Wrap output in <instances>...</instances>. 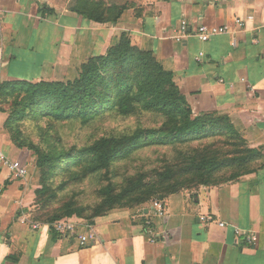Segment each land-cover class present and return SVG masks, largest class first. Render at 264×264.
Masks as SVG:
<instances>
[{
	"label": "crops",
	"instance_id": "0c3cea01",
	"mask_svg": "<svg viewBox=\"0 0 264 264\" xmlns=\"http://www.w3.org/2000/svg\"><path fill=\"white\" fill-rule=\"evenodd\" d=\"M128 1L115 22L96 23L75 13L77 0H0V86L73 82L124 35L172 75L194 116L226 117L260 151L262 164L236 181L170 195L160 217L149 204L111 210L88 223L96 240L81 247L85 224L65 235L48 224L34 227V159L10 143L0 110V152L27 170L24 179L10 180L0 168V264H264V0ZM248 16L253 21L234 35L206 43L193 35L199 22L232 26ZM181 20L189 32L176 42Z\"/></svg>",
	"mask_w": 264,
	"mask_h": 264
},
{
	"label": "rangeland",
	"instance_id": "374dc122",
	"mask_svg": "<svg viewBox=\"0 0 264 264\" xmlns=\"http://www.w3.org/2000/svg\"><path fill=\"white\" fill-rule=\"evenodd\" d=\"M101 1L105 7H122L130 3L125 0L122 5H109L105 0ZM23 98V93H11L9 90L7 93L1 92L0 110L7 114L4 130L10 143L18 150L28 152L34 159L32 176L37 181V185L32 207L29 210L31 218L41 217L47 220L53 215H58L59 219L87 220L98 211L107 186L114 187L113 194H117L126 189L130 183H140L150 192L146 200L149 203L168 197L166 190L170 188H175V193H178L219 186L249 175L250 172L252 174L262 164L260 158L246 167L247 169L240 168L242 171L235 173L236 168H239L236 160L240 157L236 153L242 152L244 148H251L243 140L235 138L230 140L228 135L217 133L210 137L190 139L182 143L175 142L166 146H146L124 159L115 160L108 170L90 172L92 156H87L86 151L98 140L129 138L143 130L166 133L173 127L185 124L186 112L184 116L174 110L167 113L168 107L145 110L137 106L127 116L113 110L82 125L79 120L57 122L43 115V111L37 106L26 107L28 102ZM186 105L189 108V118H194L190 107ZM69 153L81 155L78 159L79 164L75 165V162L69 159L60 164L51 163L44 169L37 166L38 154L67 156ZM214 156L219 157V162L226 160L232 165L220 169L210 180L204 179L203 181L208 183L204 185L200 183L202 181L195 179L191 168L194 167L195 162H198L207 171L212 165L204 164L201 160ZM87 170L89 173H86ZM43 188L46 195H38L37 193ZM44 201H48L47 206L42 205ZM137 206V202L132 199L115 208L134 209ZM46 213L48 216L43 218L42 215ZM61 213L64 215H60Z\"/></svg>",
	"mask_w": 264,
	"mask_h": 264
},
{
	"label": "trees",
	"instance_id": "16d2710c",
	"mask_svg": "<svg viewBox=\"0 0 264 264\" xmlns=\"http://www.w3.org/2000/svg\"><path fill=\"white\" fill-rule=\"evenodd\" d=\"M125 9L126 5L105 7L101 0H77V5L74 8L75 13L96 23L115 22ZM7 90L11 93H23V99L28 102L26 107L37 106L43 111V115L57 122L79 120L82 125H86L113 110H117L120 115L127 116L137 106H141L145 110H152L155 107L158 109L168 107L167 113L174 110L184 116L186 112L185 124L173 127L166 133L143 130L134 133L129 138H102L98 140L86 151L87 156H92L90 172L108 170L115 160L124 159L146 146H166L175 142L182 143L190 139L210 137L217 133L228 135L230 140L235 138L247 143L226 117L202 115L190 119L189 108L186 107L187 103L173 82L172 75L156 62L151 53L132 46L124 35L106 55L90 58L81 67L78 78L73 82L14 83L0 86V93H7ZM181 107L185 108L182 109ZM240 152L236 153L240 157L236 160L239 168H236L235 173L242 171L240 168H246L254 161L262 159L260 151L255 149L244 148L241 154ZM80 158L79 153L76 155L69 153L67 156H63V154L57 156L38 154L37 166L44 169L51 163L60 164L69 159L77 165ZM201 161L204 164L210 163L211 168L206 171L201 164L195 162L194 169L191 168V173L195 175L196 180L202 181L200 183L204 185L208 184L203 181L204 179L210 180L220 169L232 165L226 160L219 162L217 156ZM86 173H89V170ZM104 191V199L93 216L87 220L64 219H76L91 223L93 219L105 215L111 210L119 209L115 207L128 203V200L136 201L137 207L148 204L146 200L150 196L149 190L142 187L140 183H130L126 189L117 194H113L114 187L112 186H107ZM175 191V188L166 190L167 196L176 194ZM37 194L46 195L45 189L43 188ZM166 198L164 197L160 201L164 202ZM47 204L48 201L42 203L44 206ZM60 215H64V213ZM47 216V213L42 215L43 218ZM32 220L50 225L61 219L58 218V215H53L47 220L41 217H32Z\"/></svg>",
	"mask_w": 264,
	"mask_h": 264
},
{
	"label": "built area",
	"instance_id": "2783aa9c",
	"mask_svg": "<svg viewBox=\"0 0 264 264\" xmlns=\"http://www.w3.org/2000/svg\"><path fill=\"white\" fill-rule=\"evenodd\" d=\"M201 18H199L198 21H200ZM253 21L252 16H248L245 20L241 18H234L232 20V26L224 25V26H207L203 24L202 22H199L197 27L193 31L194 37L198 39L201 43H206L212 38L220 35H234L237 30H241L245 27V24L247 22ZM188 23L185 20H181L179 22L177 30L174 32L172 38L176 42H180L188 35ZM231 46L234 48L236 47V42L233 40L231 43ZM203 54H198V58H202ZM222 81H220L221 83ZM242 83H245V80L241 79ZM247 92L250 95H253L254 88L251 86L247 87ZM264 94V91H263ZM0 168H4L8 174L10 180H22L27 176V170L25 167H23L19 162L13 161L6 157L3 153L0 152ZM150 210L153 212L154 216H162L164 214V202L159 200H154L148 203ZM85 224L87 228V232L85 234H81L78 237L79 244L81 247L88 246L89 244L94 243L96 240V235L94 231L92 230L91 226L88 225L87 222H83L80 220L75 219H61L59 221H56L50 225L51 230L54 232L65 235V234H73L77 231L78 226ZM34 227H37V223H33ZM219 227H224L223 224H219ZM235 235L240 236L244 235L245 239L250 243L256 242V237L252 234H248L246 232H243L241 230H234ZM155 241V239H152V242Z\"/></svg>",
	"mask_w": 264,
	"mask_h": 264
}]
</instances>
